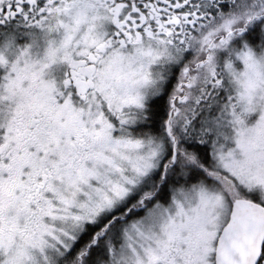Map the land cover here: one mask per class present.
Wrapping results in <instances>:
<instances>
[{"label":"snow or ice","instance_id":"obj_1","mask_svg":"<svg viewBox=\"0 0 264 264\" xmlns=\"http://www.w3.org/2000/svg\"><path fill=\"white\" fill-rule=\"evenodd\" d=\"M0 264H264V0H0Z\"/></svg>","mask_w":264,"mask_h":264}]
</instances>
